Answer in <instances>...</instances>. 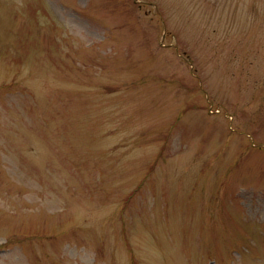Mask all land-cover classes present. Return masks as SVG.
I'll list each match as a JSON object with an SVG mask.
<instances>
[{"label": "rangeland", "instance_id": "374dc122", "mask_svg": "<svg viewBox=\"0 0 264 264\" xmlns=\"http://www.w3.org/2000/svg\"><path fill=\"white\" fill-rule=\"evenodd\" d=\"M0 264H264V0H0Z\"/></svg>", "mask_w": 264, "mask_h": 264}]
</instances>
